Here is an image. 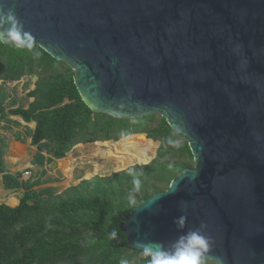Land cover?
<instances>
[{
    "label": "water",
    "instance_id": "1",
    "mask_svg": "<svg viewBox=\"0 0 264 264\" xmlns=\"http://www.w3.org/2000/svg\"><path fill=\"white\" fill-rule=\"evenodd\" d=\"M0 6L5 16L14 13L22 48L40 46L74 71L94 112L159 114L188 141L194 166L124 217L120 229L130 248L168 247L200 230L212 240L207 260L264 264V0H0ZM9 27L0 20L4 43ZM138 133L150 138L133 132L120 139ZM154 141L155 158L161 141ZM181 216L183 228L176 223Z\"/></svg>",
    "mask_w": 264,
    "mask_h": 264
},
{
    "label": "trees",
    "instance_id": "2",
    "mask_svg": "<svg viewBox=\"0 0 264 264\" xmlns=\"http://www.w3.org/2000/svg\"><path fill=\"white\" fill-rule=\"evenodd\" d=\"M35 74L39 76L35 88L26 95L34 99L25 107L6 81ZM73 74L65 62L40 46L17 48L0 39V121L5 122L2 128L6 130L13 128L11 124L21 125L11 115L28 123L36 121L34 128L26 126L32 145L38 147L35 163L44 166L54 158H64L80 142L118 140L133 132H147L161 145L148 164L82 179L58 193L54 186L35 188L43 183L46 170L35 179H22V172H7L6 142L0 137L4 188L23 189L18 205L0 203V264H120L121 260L149 264V257L128 246L120 225L144 198L165 190L182 169L193 167L189 143L159 114L120 118L94 112L82 99ZM21 135L15 133L17 139ZM133 135L135 139H148L142 133ZM134 175L141 180L138 193L132 192ZM130 193L136 198L135 205L127 200ZM113 230L118 233L114 240L109 238Z\"/></svg>",
    "mask_w": 264,
    "mask_h": 264
},
{
    "label": "clouds",
    "instance_id": "3",
    "mask_svg": "<svg viewBox=\"0 0 264 264\" xmlns=\"http://www.w3.org/2000/svg\"><path fill=\"white\" fill-rule=\"evenodd\" d=\"M14 13L9 10L7 15H4V9L0 6V20L7 19L11 22V27L6 33L8 42L14 44L15 47L20 48L23 46L24 41L21 38L20 31H18L15 21ZM30 47V45H29ZM129 175H133L129 172ZM133 193H138L141 189V180L139 176H135L132 180ZM127 200L130 205H135L136 198L131 193L128 195ZM186 217H178L176 223L178 227L183 228L186 223ZM202 228L206 225H201ZM118 233L113 230L109 234L110 239H116ZM212 245L210 237L206 236L200 230H193L183 233L177 238L170 246L166 247L162 243H149L143 247V255L150 257L149 264H206L208 254ZM120 264H129L127 260H121Z\"/></svg>",
    "mask_w": 264,
    "mask_h": 264
},
{
    "label": "rangeland",
    "instance_id": "4",
    "mask_svg": "<svg viewBox=\"0 0 264 264\" xmlns=\"http://www.w3.org/2000/svg\"><path fill=\"white\" fill-rule=\"evenodd\" d=\"M0 83H2L0 81ZM14 82L6 81V86L9 88L11 92L15 94L19 103L22 105H27L31 98L28 99L26 97L27 93L26 90L30 89L32 86L35 87L36 80L33 79L32 76H24L19 81ZM25 83H28V86L25 87ZM23 89V90H22ZM34 98H32L33 100ZM22 124L17 126V128L21 129L23 135H26V125L23 122ZM30 127L34 128L35 124H29ZM10 129L5 130L7 134H11L14 137L17 130ZM135 138H130V141H135ZM101 141V140H97ZM97 141L83 143L82 146L77 147L78 143L74 145L69 152H67L66 156L63 158L64 160L61 161V168H57V162L52 164V168H55L54 173L58 175L59 180L61 181L59 185H57V191L61 192L67 188L69 184L73 185L79 183L82 179L92 178L93 176L100 175V176H108L114 172H121L130 166L138 165L139 163L130 164L126 167H119L117 161L114 158H97L94 155L95 149L98 147L96 144ZM56 161V160H55ZM95 161L98 162V166H96ZM65 163L70 170L67 169ZM194 166V162H193ZM206 264H216L213 261L207 260Z\"/></svg>",
    "mask_w": 264,
    "mask_h": 264
},
{
    "label": "crops",
    "instance_id": "5",
    "mask_svg": "<svg viewBox=\"0 0 264 264\" xmlns=\"http://www.w3.org/2000/svg\"><path fill=\"white\" fill-rule=\"evenodd\" d=\"M8 81L15 83L16 81H19V80H15V81L8 80ZM33 88L34 86H32L30 89H27L26 93ZM31 101H32V98H31ZM27 106L28 104L25 105V107ZM11 118L18 120L20 122H23L25 124H28L26 126H29V124L31 125V122L29 123L24 122L23 121L24 119L20 116L11 115ZM4 124H5L4 121H0V137H4L5 138L4 140L6 142L4 160L7 166V172H11L13 174L22 172L23 173L21 177L22 179H28V178L35 179L39 177L40 173L43 170H46V173L42 176L43 183L40 184L39 186H36L35 188L39 189L41 187H46V186L56 187L57 185H59L61 181L58 178L59 176L56 175V173H54L55 168L54 169L52 168V164L54 162H57L58 164L57 168H61V161H63L64 159L54 158L53 161H51L50 163H46L44 166L38 165L37 163L34 162V156L38 152V147L35 145H32L31 137L29 135L27 137L26 135H21V139H17L15 135L13 137L11 136V134H7V132L5 131L6 129L2 128V125ZM11 126L13 127L12 129H15L17 130V132L22 133L21 129L17 128L16 125L11 124ZM24 137H25V140H23ZM43 153L46 156H49L47 151H43ZM65 166L67 167V169L69 170L71 169L69 168V166H67L66 163H65ZM26 170H29L31 174L28 176L24 175V172ZM2 176H3V173H0V203L5 202L12 206L18 205L20 202V196L23 193V189L13 191V190H8L4 188ZM69 186H71V184H69L67 187Z\"/></svg>",
    "mask_w": 264,
    "mask_h": 264
},
{
    "label": "bare ground",
    "instance_id": "6",
    "mask_svg": "<svg viewBox=\"0 0 264 264\" xmlns=\"http://www.w3.org/2000/svg\"><path fill=\"white\" fill-rule=\"evenodd\" d=\"M130 138H135V136L129 135L116 141H97L98 147L95 149L94 155L97 158H114L119 167H126L134 163H149L154 158L158 145L150 138L136 139L135 141H130ZM82 145L83 143H79L77 147ZM95 164L98 166L97 161Z\"/></svg>",
    "mask_w": 264,
    "mask_h": 264
},
{
    "label": "built area",
    "instance_id": "7",
    "mask_svg": "<svg viewBox=\"0 0 264 264\" xmlns=\"http://www.w3.org/2000/svg\"><path fill=\"white\" fill-rule=\"evenodd\" d=\"M31 174V172L29 171V170H26L25 172H24V175H30Z\"/></svg>",
    "mask_w": 264,
    "mask_h": 264
},
{
    "label": "flooded vegetation",
    "instance_id": "8",
    "mask_svg": "<svg viewBox=\"0 0 264 264\" xmlns=\"http://www.w3.org/2000/svg\"><path fill=\"white\" fill-rule=\"evenodd\" d=\"M1 82L3 83V80H1ZM2 83H0V84H2ZM154 143H155V141H154ZM156 144V143H155ZM157 145V144H156Z\"/></svg>",
    "mask_w": 264,
    "mask_h": 264
}]
</instances>
